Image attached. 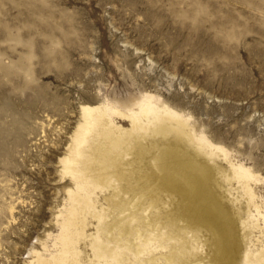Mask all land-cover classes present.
<instances>
[{
	"label": "rangeland",
	"instance_id": "1",
	"mask_svg": "<svg viewBox=\"0 0 264 264\" xmlns=\"http://www.w3.org/2000/svg\"><path fill=\"white\" fill-rule=\"evenodd\" d=\"M143 95L183 117L179 145L168 134L163 140L209 165L196 202L209 196L224 204L240 264L248 257L263 264L264 0H0V264H36L35 252L50 262L59 255L68 191L83 193L84 180L63 174L59 162L80 106L101 107V132L111 124L132 132L128 108L137 111L131 104ZM153 141L148 135L130 148L118 167L122 179L106 177L105 189L86 191L92 208L75 212L69 263L78 253L79 264H91L94 237L116 249L104 230L145 185L140 175L154 151L142 148ZM231 165L247 177L226 180ZM178 201L160 196L150 215L162 235L142 252L119 250L120 264H192L210 254L205 241L194 255L178 247ZM200 223L198 235L208 239Z\"/></svg>",
	"mask_w": 264,
	"mask_h": 264
},
{
	"label": "bare ground",
	"instance_id": "2",
	"mask_svg": "<svg viewBox=\"0 0 264 264\" xmlns=\"http://www.w3.org/2000/svg\"><path fill=\"white\" fill-rule=\"evenodd\" d=\"M132 105H135L137 109V111H133L132 108H128L132 118V132L119 133L114 130L112 124L105 127L104 132H101L103 118L100 114V106H80V121L70 136L71 142L67 146V153L60 158L59 162L62 165L63 174L70 175L74 180L79 177L84 180V183L78 187L79 194L83 193L81 196H72L71 191H68L72 203L69 216L63 220L61 225L63 242L59 255L53 256L52 262H50L35 252L36 264H79L78 253L74 255V263H69L67 259L69 251L66 248L69 247L68 236L75 225L76 210L92 208L90 197L86 191L95 188L105 189L106 177L109 180L111 177L122 179L125 173L123 170L118 171L121 160L130 153V148H134L137 142L146 139L148 135H151L154 141L148 148L145 147L142 150L146 153L154 151V155L149 161L148 170L140 175V178H144L146 183L137 190L112 224L104 230L107 242L115 244L116 249H109L106 244L99 241L98 237H94L91 244V264H120L119 250L127 248L134 252H142L145 250L147 242L159 238L162 235L160 225L155 223V219L151 218L150 214L162 194L169 195L171 199L178 197L179 200L176 212L177 228L174 235V238L179 237L181 241L178 247L182 251L191 252L194 255L199 251L198 244L204 245L203 241L207 244L210 254L202 259H195L192 264H205L206 262H210V264H240L238 238L232 231L224 204L217 205L214 201L207 200L209 196L206 199L203 197L205 200H200V203L196 202L202 180L209 172V165L206 162L205 165L200 164V159L193 154L190 158H183L179 152L172 151V148L170 149L167 142L164 141L168 134L176 141L175 145H179L178 141L182 139L183 117L150 95H143ZM142 114L145 116V120L140 128L138 121ZM119 115L123 116V114ZM91 135L96 136V142L93 141ZM130 137H133L135 143L127 148V145L131 143ZM141 155L143 156L144 153L142 152ZM230 168L231 171L224 174L226 180L247 177V173L241 167L231 165ZM204 179L206 180V178ZM244 192H247L245 188ZM114 193H116V189H114ZM146 199L149 200V204L142 210V215L133 218V213L141 210V205ZM92 215L100 218V214H97L95 210L92 211ZM125 217H128L129 221L122 225V220ZM201 221L210 231L208 239L202 238L201 233V236L198 235L202 229L197 225L201 226ZM197 222L199 223L197 224ZM118 224L122 225L121 231L115 237L113 229ZM122 238L124 240H121ZM172 256L168 257V260ZM148 263L155 264L154 259H149ZM246 264H250L249 257Z\"/></svg>",
	"mask_w": 264,
	"mask_h": 264
}]
</instances>
